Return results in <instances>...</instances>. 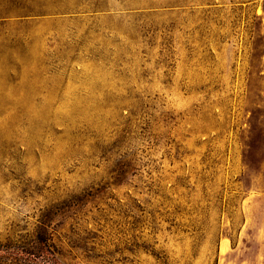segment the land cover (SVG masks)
Masks as SVG:
<instances>
[{
  "label": "rangeland",
  "instance_id": "rangeland-1",
  "mask_svg": "<svg viewBox=\"0 0 264 264\" xmlns=\"http://www.w3.org/2000/svg\"><path fill=\"white\" fill-rule=\"evenodd\" d=\"M0 264H264V0H0Z\"/></svg>",
  "mask_w": 264,
  "mask_h": 264
},
{
  "label": "bare ground",
  "instance_id": "bare-ground-1",
  "mask_svg": "<svg viewBox=\"0 0 264 264\" xmlns=\"http://www.w3.org/2000/svg\"><path fill=\"white\" fill-rule=\"evenodd\" d=\"M224 248V247H223Z\"/></svg>",
  "mask_w": 264,
  "mask_h": 264
}]
</instances>
